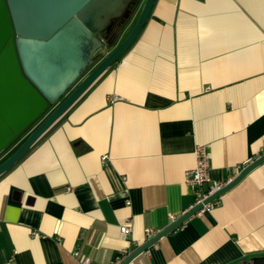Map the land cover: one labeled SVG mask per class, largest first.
<instances>
[{
    "label": "crops",
    "instance_id": "crops-1",
    "mask_svg": "<svg viewBox=\"0 0 264 264\" xmlns=\"http://www.w3.org/2000/svg\"><path fill=\"white\" fill-rule=\"evenodd\" d=\"M141 30L0 175V264H120L194 206L198 146L218 182L264 154V0H155ZM261 256L264 162L129 264Z\"/></svg>",
    "mask_w": 264,
    "mask_h": 264
},
{
    "label": "water",
    "instance_id": "water-1",
    "mask_svg": "<svg viewBox=\"0 0 264 264\" xmlns=\"http://www.w3.org/2000/svg\"><path fill=\"white\" fill-rule=\"evenodd\" d=\"M142 1L0 0V175L23 158L131 47L155 0H145L130 33L103 57L112 47L107 37L113 25L128 11L132 15ZM263 162L264 154L202 203L135 248L120 264H129ZM242 264H264V256Z\"/></svg>",
    "mask_w": 264,
    "mask_h": 264
},
{
    "label": "built area",
    "instance_id": "built-area-1",
    "mask_svg": "<svg viewBox=\"0 0 264 264\" xmlns=\"http://www.w3.org/2000/svg\"><path fill=\"white\" fill-rule=\"evenodd\" d=\"M195 154V165L193 168L186 170L185 172V183L193 188L195 192V203L194 206L202 203V201L212 195L214 192L222 188L231 180L227 182L212 181L209 175L210 171V156L205 146H198L194 152ZM252 160H246L244 167L250 164ZM209 205V204H207ZM205 205V206H207ZM131 232V226L129 223H124L120 226V233L123 236L128 235ZM150 230H146L148 239L152 237ZM75 256L78 253L74 254ZM81 264H90L87 258L82 260Z\"/></svg>",
    "mask_w": 264,
    "mask_h": 264
},
{
    "label": "trees",
    "instance_id": "trees-1",
    "mask_svg": "<svg viewBox=\"0 0 264 264\" xmlns=\"http://www.w3.org/2000/svg\"><path fill=\"white\" fill-rule=\"evenodd\" d=\"M129 16H131V13H128L126 16H124V18L119 19L112 27L110 33L114 34V40L111 41V45L115 44V39L117 38L119 32L124 28V26L126 25L127 21L129 20ZM112 45V46H113Z\"/></svg>",
    "mask_w": 264,
    "mask_h": 264
},
{
    "label": "flooded vegetation",
    "instance_id": "flooded-vegetation-1",
    "mask_svg": "<svg viewBox=\"0 0 264 264\" xmlns=\"http://www.w3.org/2000/svg\"><path fill=\"white\" fill-rule=\"evenodd\" d=\"M128 13H131V10L130 11H128L124 16H126ZM122 18H124V17H122ZM121 18V19H122ZM112 40H114V34H111V33H109V35H108V37H107V41L108 42H111ZM9 155V154H8ZM7 155V156H8ZM6 157V156H5ZM249 261V260H248Z\"/></svg>",
    "mask_w": 264,
    "mask_h": 264
},
{
    "label": "rangeland",
    "instance_id": "rangeland-1",
    "mask_svg": "<svg viewBox=\"0 0 264 264\" xmlns=\"http://www.w3.org/2000/svg\"><path fill=\"white\" fill-rule=\"evenodd\" d=\"M115 41H116V40H115ZM114 43H115V42H114ZM112 45H113V44H112ZM113 46H114V45H113ZM113 46H112V47H113Z\"/></svg>",
    "mask_w": 264,
    "mask_h": 264
}]
</instances>
